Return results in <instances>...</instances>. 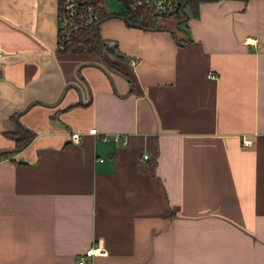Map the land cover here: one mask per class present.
Returning a JSON list of instances; mask_svg holds the SVG:
<instances>
[{
  "label": "crops",
  "instance_id": "0c3cea01",
  "mask_svg": "<svg viewBox=\"0 0 264 264\" xmlns=\"http://www.w3.org/2000/svg\"><path fill=\"white\" fill-rule=\"evenodd\" d=\"M165 24L61 51L58 0H0V150L34 132L0 158V264H264V0Z\"/></svg>",
  "mask_w": 264,
  "mask_h": 264
},
{
  "label": "trees",
  "instance_id": "16d2710c",
  "mask_svg": "<svg viewBox=\"0 0 264 264\" xmlns=\"http://www.w3.org/2000/svg\"><path fill=\"white\" fill-rule=\"evenodd\" d=\"M121 1L123 4L122 11L111 12L107 14L105 9H103L101 20L89 27L87 30L76 33L73 36L72 40L66 45L65 49L61 51L91 50L102 52L103 50H107L111 54H117V45L108 40L102 39L99 35V23L108 15L121 16L126 20L128 24L144 29L164 28V26L159 23V17L161 15L153 13L152 10H147L143 7L136 6L134 4V0ZM204 1L211 0H179L178 7L174 12L162 16H170L175 18L178 21V25L180 26V28H185L188 30L189 18L198 15L200 3ZM178 40L180 43H183L179 38ZM9 135L15 139L16 146L9 150H0V158L7 157L21 150L31 141L34 136V132L26 128L18 121L16 129L10 132Z\"/></svg>",
  "mask_w": 264,
  "mask_h": 264
},
{
  "label": "built area",
  "instance_id": "2783aa9c",
  "mask_svg": "<svg viewBox=\"0 0 264 264\" xmlns=\"http://www.w3.org/2000/svg\"><path fill=\"white\" fill-rule=\"evenodd\" d=\"M136 6L152 10L157 15H167L174 12L179 4V0H134ZM104 9L103 0H58V45L60 50H64L66 45L72 40L76 33L87 30L92 25L98 23L102 18V10ZM4 51L0 45V78L2 76ZM132 63L136 62L133 58ZM211 77H215L216 73L211 72ZM90 133L98 134L97 127L89 129ZM102 138L106 139V134ZM70 139L78 142L81 139L80 132H71ZM113 139L117 143L122 141L123 144L128 143V137L122 136L121 133H115ZM243 143L250 145L252 138L245 136ZM148 157V154L144 155ZM105 249L101 246L89 247L84 255L80 256L79 264L92 263L93 258L98 254L105 253Z\"/></svg>",
  "mask_w": 264,
  "mask_h": 264
},
{
  "label": "rangeland",
  "instance_id": "374dc122",
  "mask_svg": "<svg viewBox=\"0 0 264 264\" xmlns=\"http://www.w3.org/2000/svg\"><path fill=\"white\" fill-rule=\"evenodd\" d=\"M110 1H114L115 3H120L121 4V1L120 0H106V4H107V7L109 5V2ZM170 21L171 24H173L174 26V30H176L177 32H179L181 29L183 28H180V26L178 25V21L173 18V17H170V16H160L159 17V22L164 25L165 24V21ZM166 25V24H165Z\"/></svg>",
  "mask_w": 264,
  "mask_h": 264
}]
</instances>
